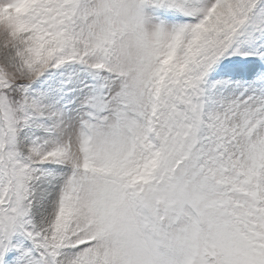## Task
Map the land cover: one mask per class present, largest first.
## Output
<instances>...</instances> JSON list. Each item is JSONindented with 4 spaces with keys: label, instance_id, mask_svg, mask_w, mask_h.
Masks as SVG:
<instances>
[{
    "label": "snow or ice",
    "instance_id": "obj_1",
    "mask_svg": "<svg viewBox=\"0 0 264 264\" xmlns=\"http://www.w3.org/2000/svg\"><path fill=\"white\" fill-rule=\"evenodd\" d=\"M0 264H264V0H0Z\"/></svg>",
    "mask_w": 264,
    "mask_h": 264
}]
</instances>
